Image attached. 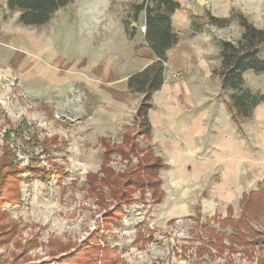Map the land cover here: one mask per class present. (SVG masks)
Wrapping results in <instances>:
<instances>
[{
  "label": "rangeland",
  "instance_id": "1",
  "mask_svg": "<svg viewBox=\"0 0 264 264\" xmlns=\"http://www.w3.org/2000/svg\"><path fill=\"white\" fill-rule=\"evenodd\" d=\"M142 1L75 0L62 8L47 27L48 43L42 60L35 61L38 76L45 78L40 92H29L9 66L7 54L0 52V159L5 132L24 122L29 133L11 135L8 142L15 148L17 166L45 169L36 178L16 182L20 203L1 207L0 264H264V213L256 220L245 216L251 230L244 232L248 245L231 242L236 230L233 221L242 218L240 204L249 192L228 199L231 204L223 200L208 213L195 212V196L183 201L172 196L167 201L163 185L166 190L172 189L183 180L161 182L159 170L152 173L151 166L161 164L156 155H164L139 137L136 102L128 103L126 119L112 131H106V125L94 126L93 130L86 126L87 114L96 109L102 112L99 106L108 97L86 87L93 74L81 63L94 64V70H106L113 59L116 65L120 63L116 56L121 50L116 46L120 40L116 21L128 36L144 34L143 13L137 21L133 18V6ZM180 1L191 14L186 36L205 29L208 35L211 31L220 39L218 50L190 55L209 61L210 87L221 86L217 75L219 41L236 42L240 38L237 12L256 28H264V0ZM209 16L231 22L226 28H217L208 25ZM110 70L118 69L111 64ZM168 70L165 65L164 82L181 80L180 74ZM102 75L106 76V71ZM93 77L100 81L95 83L104 86L103 79ZM243 77L247 88L264 94V73L248 71ZM217 94L216 102L227 106L229 93L220 87ZM260 108V119H254V110L251 120L242 123L245 141L257 154L248 166L254 167V172H239V194L241 188L246 191L248 183L253 190L259 189L264 175L260 164L264 163V108ZM125 178L132 181L130 188L121 186ZM221 178L216 181L229 183ZM259 194L264 200V190ZM170 200L185 206L189 203L190 211L172 217L167 213ZM117 208L121 210L117 217L104 223L105 213ZM246 227L243 224L240 230ZM215 240L222 244L221 250L210 246ZM199 250L205 254L199 256Z\"/></svg>",
  "mask_w": 264,
  "mask_h": 264
},
{
  "label": "crops",
  "instance_id": "2",
  "mask_svg": "<svg viewBox=\"0 0 264 264\" xmlns=\"http://www.w3.org/2000/svg\"><path fill=\"white\" fill-rule=\"evenodd\" d=\"M177 2L180 8L172 14L171 26L179 35V39L177 44L167 51L165 65L167 69L169 68V72H176L182 78L175 82L174 80L169 83L164 82L161 89L152 95V108L148 111L151 128L148 142L163 151L164 158L156 155L163 165L158 172L160 181L183 180L181 185L172 189L166 190L163 185L162 190L167 201L172 196L182 197V201L184 198L195 196L199 198V200L197 198L195 212L208 213L214 212L217 209L216 204H222L223 200L231 204L228 199L231 200L233 196L239 198L247 192L258 190H253L250 183L246 185V191L245 188H241L240 194L237 189L240 186V170L245 169L247 174L254 172V167L248 166L252 164V159L257 152H254V149L245 141L242 132V123L251 119L239 124L232 120L226 104L215 100L221 86L218 85L214 89L210 87L212 82L209 75L212 64L203 57L193 58L190 55L208 52L210 49L218 50L217 40L220 39L212 36L211 31H208L210 33L208 35L205 29L186 36L185 34L190 30L191 14L180 0ZM61 10L54 14L51 21ZM18 19L19 13H9L6 0H0V52L7 54L9 66L14 74L21 77L25 88L29 92H40L45 78L38 76L35 61L42 60L44 46L48 43L47 27L51 21L37 28L22 26ZM116 26L120 31V40L117 44L115 43L118 49L121 48L116 55L120 63L116 65L113 59L108 65L106 64V70L104 68L94 70L92 68L94 64L87 61L81 63L82 67L90 69L93 76L103 79L101 81L105 86L95 83L99 80H95L92 76V78L88 77L91 80L87 81L86 87H91L94 94L98 96L105 94L108 97L105 101L102 99V106H99L106 112L103 110L99 112L96 109L87 114L86 126L92 127L90 130H93L94 126L106 125V131H112V128L123 124L127 117L128 103L136 102L133 105L137 110L142 97L128 92L127 79L155 61L154 55L144 41V34L135 33L133 36H130L131 34L128 36L119 21H116ZM111 64H114L118 70H110ZM102 71H106V76L102 75ZM260 107L264 108V104ZM260 107L255 109L254 119L255 117L260 119ZM107 124L111 125V129H107L109 126ZM239 133L242 135L240 136ZM261 158L263 160L264 155ZM260 164L264 168V163ZM219 177L229 183L226 185L223 181L217 182ZM230 177H233L231 181ZM263 181L264 175L259 184L262 185ZM259 184L257 187L260 186ZM170 203V212L167 213H170L172 217H176L178 213L190 211L189 203L186 206L177 201Z\"/></svg>",
  "mask_w": 264,
  "mask_h": 264
},
{
  "label": "trees",
  "instance_id": "3",
  "mask_svg": "<svg viewBox=\"0 0 264 264\" xmlns=\"http://www.w3.org/2000/svg\"><path fill=\"white\" fill-rule=\"evenodd\" d=\"M74 0H6L7 10L9 13L18 12V22L25 27H42L47 25L54 14L62 8H65ZM180 8V4L175 0H143L141 4L133 6V18L135 21L141 13L144 15V41L155 57V61L144 68L142 71L131 75L127 79V90L131 94L141 96V101L135 113V120L140 129L139 137H144L149 141L151 128L148 121V111L152 108V95L159 91L164 82L165 64L167 62V51L174 47L179 39L171 26L172 14ZM237 15V16H236ZM235 18L242 32L236 42L219 41V68L217 75L221 81V87L229 93L227 108L232 116V120L239 124L241 121L249 120L253 116V111L260 104H264V94L254 93L246 87L243 77L245 72L251 71L256 74L264 73V28H256L244 16L237 12ZM230 19H218L213 16L208 17V25L217 28H226L229 26ZM5 132L4 145L0 159V218L3 217L1 207L4 204L20 203V193L17 190L16 182L24 179L36 178L45 172L44 167L25 166L18 168L15 161V148L10 146L11 135L27 132V125L24 123L10 127ZM29 133V132H27ZM126 139H129L127 136ZM14 152V153H13ZM104 164L106 163V153L104 155ZM155 165V166H154ZM161 164H153L151 167L156 173L162 168ZM126 177V175H125ZM122 181V180H121ZM123 188H130L132 181L126 179L122 181ZM257 192H250L244 196L241 201L242 218L234 220L235 231L231 238L233 245H248L245 241V230L249 228L245 224V216L250 220L261 213H264V200L259 192L264 190V181ZM15 185V186H14ZM9 195H14L8 198ZM121 211V210H120ZM116 211L105 213L104 223L116 218L120 213ZM229 211V215L231 214ZM241 213V214H242ZM244 224V230H240ZM4 231L3 233H5ZM248 232H251L249 229ZM260 236L259 234H257ZM211 243L212 248L222 249V244ZM1 245V244H0ZM90 248V247H88ZM87 249V248H86ZM205 252L199 250V256Z\"/></svg>",
  "mask_w": 264,
  "mask_h": 264
}]
</instances>
